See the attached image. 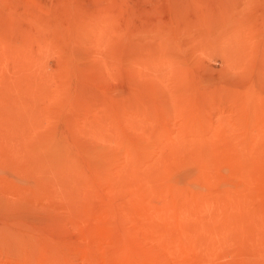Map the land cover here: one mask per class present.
I'll return each instance as SVG.
<instances>
[{"label": "rangeland", "instance_id": "374dc122", "mask_svg": "<svg viewBox=\"0 0 264 264\" xmlns=\"http://www.w3.org/2000/svg\"><path fill=\"white\" fill-rule=\"evenodd\" d=\"M0 264H264V0H0Z\"/></svg>", "mask_w": 264, "mask_h": 264}, {"label": "bare ground", "instance_id": "6f19581e", "mask_svg": "<svg viewBox=\"0 0 264 264\" xmlns=\"http://www.w3.org/2000/svg\"><path fill=\"white\" fill-rule=\"evenodd\" d=\"M60 146H61V145H60ZM46 149H47V150H50V151L52 150V151H51V155H52L53 158L56 159L57 157H60V158L62 157L61 154H62L63 152L60 151V149H59L58 147L55 148V147H53V146H50V147L46 146ZM50 151H49V153L47 154L48 156H49V154H50ZM48 156H47V157H48ZM50 158H51V157H50ZM53 160H54V159H53ZM68 166H69V165H67V167H68Z\"/></svg>", "mask_w": 264, "mask_h": 264}]
</instances>
